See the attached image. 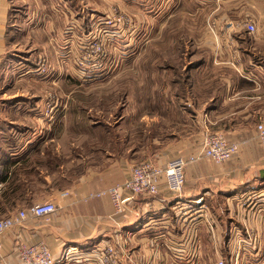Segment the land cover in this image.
I'll list each match as a JSON object with an SVG mask.
<instances>
[{
	"label": "crops",
	"instance_id": "1",
	"mask_svg": "<svg viewBox=\"0 0 264 264\" xmlns=\"http://www.w3.org/2000/svg\"><path fill=\"white\" fill-rule=\"evenodd\" d=\"M148 2L170 5L164 19H180L181 25L168 34L180 36L182 44V36L190 37L189 50L196 57L184 82L172 77L171 87L159 89L156 78H151L150 104H160L159 115L180 117L171 136L152 139L145 147L144 160L164 165L175 156L198 153L204 138V115L209 119L208 128L238 143V151L222 163L202 158L187 164L179 196L162 185L158 194L138 197L111 219L114 208L110 199L90 198L89 194L123 182L129 168L144 160L110 158L99 168H88L66 189H58L52 182L44 195V175L37 163L45 157L47 164L59 165L57 157L43 146L48 141L44 125L2 123L0 135L7 133L9 143L0 140V194L12 198L5 209L17 212L51 201L57 210L48 218L29 217L1 234L0 264L16 263L19 241L46 244L55 264H216L218 260L264 264V150L256 133V125L264 122V0ZM11 7V0H0V81L11 75L13 67L35 66L31 55L17 56L12 50L10 32L17 18ZM26 17L23 23L31 29L24 26L23 35L37 31ZM247 19L255 24L254 33L240 25L224 26ZM188 43L183 45L188 47ZM4 84L0 82V87ZM142 97L138 94V99ZM168 102L173 105L171 110ZM5 110L0 105V117ZM146 118L157 121L152 115ZM31 165L35 177L28 181ZM108 248L111 256L103 263ZM67 250L74 253L65 257Z\"/></svg>",
	"mask_w": 264,
	"mask_h": 264
},
{
	"label": "rangeland",
	"instance_id": "2",
	"mask_svg": "<svg viewBox=\"0 0 264 264\" xmlns=\"http://www.w3.org/2000/svg\"><path fill=\"white\" fill-rule=\"evenodd\" d=\"M11 1L17 18L10 32L12 50L17 56L31 55L35 66L13 67L11 75L2 79L0 105L6 110L0 124L44 125L45 151L59 160L58 166L47 164L45 157L36 162L44 175V195L52 182L58 189H66L88 168H99L110 158L144 160L142 151L152 139L169 136L179 127L174 122L180 114L159 115L160 104L153 107L147 97L152 77L159 89L171 87L172 77L184 82L196 57L189 50L190 37L182 36L183 44L188 43L185 47L180 36L168 34L181 25L180 19H164L169 4L148 0ZM110 12L126 15L135 26L134 33L107 27L104 22ZM26 14L37 31L23 35V27L30 28L23 23ZM91 34L99 35L97 40L105 51L97 64V53L81 46ZM186 87L184 83L185 91ZM171 106L168 102V110ZM147 115L157 121L148 120ZM203 123L209 132H221L208 128L209 119ZM202 130L205 136L207 130ZM0 140L9 143L7 133H2ZM34 165L29 166L28 181L35 177ZM11 199L1 192L0 219L16 213L5 209Z\"/></svg>",
	"mask_w": 264,
	"mask_h": 264
},
{
	"label": "built area",
	"instance_id": "3",
	"mask_svg": "<svg viewBox=\"0 0 264 264\" xmlns=\"http://www.w3.org/2000/svg\"><path fill=\"white\" fill-rule=\"evenodd\" d=\"M104 24L107 27H115L117 32L133 34L134 24L123 14L112 13L106 15ZM240 25L246 29L248 33H254L256 26L252 20L247 19L243 22H226L225 28L231 29ZM99 35L91 34L85 43L91 44L88 46L85 43L82 46L83 50L94 51L97 60L105 56L102 41H98ZM88 53V52H87ZM84 60V59H83ZM203 120H208L207 115L203 116ZM207 130L202 143L201 150L187 158L183 156H175L168 160L164 165H158L150 160H144L129 168L127 178L114 186L89 194V197H104L107 196L114 208V213L110 216L112 219L115 215L122 214L127 205H131L138 197L154 196L159 193V189L164 185L165 189L173 196H179L185 185V167L189 163L196 162L202 158H209L215 163H222L229 160L238 151V144L229 142L225 134L221 132H209ZM257 140L259 145L264 150V122L256 125ZM63 196H67L68 192H63ZM200 200H197L198 203ZM57 206L51 201H45L30 206L27 210H20L3 219H0V236L10 228L22 223L29 217L33 218H48L55 213ZM1 249V243H0ZM110 248L107 249V255L101 259L103 263L111 256ZM74 253L72 250H67L65 257L71 256ZM15 264H55L51 251L44 243L30 245L25 241H19L16 244ZM8 264V263H1ZM216 264H227L224 260H218ZM231 264H238L233 262Z\"/></svg>",
	"mask_w": 264,
	"mask_h": 264
}]
</instances>
